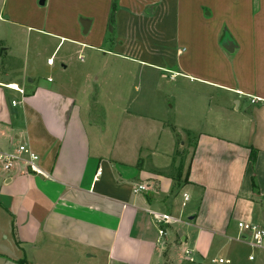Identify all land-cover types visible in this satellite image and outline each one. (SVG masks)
Returning a JSON list of instances; mask_svg holds the SVG:
<instances>
[{
	"label": "crops",
	"instance_id": "1",
	"mask_svg": "<svg viewBox=\"0 0 264 264\" xmlns=\"http://www.w3.org/2000/svg\"><path fill=\"white\" fill-rule=\"evenodd\" d=\"M39 1L1 0L0 21L95 46L104 67L92 93L0 80V151L26 144L39 156L38 172L0 166V264H206L214 241L245 238L237 224L264 211V0ZM9 49L0 55L13 61ZM156 73L173 81L168 107L166 89L145 97ZM191 138L185 165L175 153ZM186 187L189 222L173 215ZM174 222L185 230L170 240ZM173 245L193 259H175Z\"/></svg>",
	"mask_w": 264,
	"mask_h": 264
},
{
	"label": "rangeland",
	"instance_id": "2",
	"mask_svg": "<svg viewBox=\"0 0 264 264\" xmlns=\"http://www.w3.org/2000/svg\"><path fill=\"white\" fill-rule=\"evenodd\" d=\"M1 6V0H0ZM1 17V10H0ZM5 17V14H4ZM48 30V29H47ZM37 30L36 28H27L22 27L20 25L12 24L9 21L2 23L0 21V40L2 45H0V49L3 45L8 46L9 54L12 56V60L8 59L6 55H0V80H17L22 78L23 82L26 86L31 85L35 81L45 80L50 78L53 82L58 81H70V83H77L81 85L83 89H86V92L92 93L94 86L100 85V80L95 81V77L104 67L103 63V51L95 46H86L81 49L80 47L71 40L70 37L62 40L61 43L58 44L57 36L51 34L53 31L50 30ZM82 37V36H81ZM84 38V37H83ZM57 46V47H56ZM81 53L83 57L82 61H79L78 55ZM52 58V65H47V59ZM62 65H66L65 68ZM167 76L168 73L165 72ZM159 73L154 74L150 80L151 87L144 88L145 97H152L155 102L159 100L158 90L166 89L171 97L169 98V103H166L167 107L170 105V102H173L172 98L174 97V85L173 81L166 78H159ZM33 80V82H29L28 80ZM179 80V79H178ZM127 82V81H126ZM133 84L130 85V96L136 95L137 99H140L142 96V81L135 79L132 81ZM124 86H128L129 84L124 83ZM192 86H198L197 83H190ZM139 86L140 92H134V86ZM201 90L202 87H199ZM96 89V87H95ZM149 89V90H148ZM155 93V95H154ZM234 103V102H233ZM235 104V103H234ZM175 106V104H174ZM153 109H156L155 107ZM157 110V109H156ZM154 110V114L159 115ZM162 115L164 119H175L176 111H167L166 109H161ZM150 113V112H149ZM168 113H173L172 116H167ZM161 116V117H163ZM172 117V118H170ZM179 148H183L184 139L181 138L178 140ZM193 138L189 141V146L187 150H182L181 152L175 153V156L181 159V163L186 165V162L189 158L191 147L190 145L193 143ZM179 153V154H178ZM162 157V156H161ZM181 163L179 167L181 166ZM172 165L168 167L167 170L170 169ZM176 173V171H175ZM184 192L188 195L189 201L182 202V191L178 192L176 198V204L174 208H176L173 213L175 217H180L179 219L189 222V220L180 215L179 210L183 207L184 204L189 205L192 203V194L190 192L189 187L184 189ZM185 207H183L184 209ZM264 211L263 213L258 215V220H251L244 223H252L258 225L264 229ZM180 220V221H181ZM174 229L171 230L170 240L172 237L179 235L178 232H181V229L184 231L185 227H182L181 223L174 222L172 223ZM195 230L192 229V232ZM245 238L238 237L232 241H226V246L223 244V239L220 242L214 241L207 251V255L205 257L206 264H212V258L222 257L223 259L230 258V264H264V238L262 240L261 246H257L251 243L250 233L247 232ZM191 247V246H190ZM188 253L184 254V250L181 248H177L176 245L172 246L170 253L173 255L175 259H180L184 256L191 258V251L185 250ZM195 254V252H194Z\"/></svg>",
	"mask_w": 264,
	"mask_h": 264
},
{
	"label": "built area",
	"instance_id": "3",
	"mask_svg": "<svg viewBox=\"0 0 264 264\" xmlns=\"http://www.w3.org/2000/svg\"><path fill=\"white\" fill-rule=\"evenodd\" d=\"M79 58H82V56H78ZM46 63L48 65H52L53 61L52 58H48ZM21 93L20 90H17ZM254 98L251 99L252 102H254ZM11 105H15V101H11ZM39 159V156L31 150L30 147H28L26 144H20L17 146L14 152L12 151H0V166L3 171H9L11 169H16L17 171L19 170V165L23 164L26 166L28 169L38 172V166H37V161ZM98 173L100 170L97 171ZM144 185H137L133 191L138 192L141 189H144ZM187 200V195L183 194V201ZM156 218L158 220H161L162 222H169L173 220V218L167 214V213H161L156 215ZM238 227L246 230L247 232L250 233V240L251 243L257 246H261L262 240L264 238V229L258 225L252 224V223H244V222H239ZM159 235H163L164 231L159 228L158 230ZM186 254L188 253L187 251L185 252ZM213 263H229L228 259H212L211 260Z\"/></svg>",
	"mask_w": 264,
	"mask_h": 264
},
{
	"label": "trees",
	"instance_id": "4",
	"mask_svg": "<svg viewBox=\"0 0 264 264\" xmlns=\"http://www.w3.org/2000/svg\"><path fill=\"white\" fill-rule=\"evenodd\" d=\"M114 7H115V5H114V2H113V5L111 6V11H110V14H109L110 20H112V18H113ZM249 160L251 161L252 164H254V160H255V151L254 150L250 151ZM170 169H173V170H175L177 172V174H175L176 176L174 175V177H172V178L175 179V180H178V178H179L178 167L172 166ZM251 187H252L253 191H257V189H258L257 183H256V179H255V175L251 176ZM18 262L20 264L24 263V261H22V260H19Z\"/></svg>",
	"mask_w": 264,
	"mask_h": 264
},
{
	"label": "water",
	"instance_id": "5",
	"mask_svg": "<svg viewBox=\"0 0 264 264\" xmlns=\"http://www.w3.org/2000/svg\"><path fill=\"white\" fill-rule=\"evenodd\" d=\"M39 3H43V0H40ZM84 28H85V26H84ZM225 48H227L228 50H230L226 45H225ZM28 81H31V80L29 79ZM10 112H11L12 114H15V116H17L16 108H14V107H10ZM178 234L180 235V232H178Z\"/></svg>",
	"mask_w": 264,
	"mask_h": 264
},
{
	"label": "bare ground",
	"instance_id": "6",
	"mask_svg": "<svg viewBox=\"0 0 264 264\" xmlns=\"http://www.w3.org/2000/svg\"><path fill=\"white\" fill-rule=\"evenodd\" d=\"M11 88H17L16 85H10Z\"/></svg>",
	"mask_w": 264,
	"mask_h": 264
}]
</instances>
